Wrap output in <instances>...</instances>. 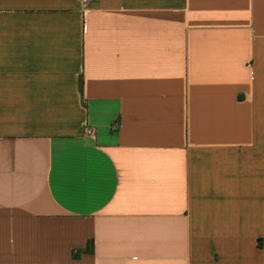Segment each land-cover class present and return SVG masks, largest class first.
Returning a JSON list of instances; mask_svg holds the SVG:
<instances>
[{"label": "crops", "instance_id": "1", "mask_svg": "<svg viewBox=\"0 0 264 264\" xmlns=\"http://www.w3.org/2000/svg\"><path fill=\"white\" fill-rule=\"evenodd\" d=\"M0 264H264V0H0Z\"/></svg>", "mask_w": 264, "mask_h": 264}, {"label": "built area", "instance_id": "2", "mask_svg": "<svg viewBox=\"0 0 264 264\" xmlns=\"http://www.w3.org/2000/svg\"><path fill=\"white\" fill-rule=\"evenodd\" d=\"M90 0H80V3L84 6L86 5ZM86 132L91 133L90 130H86Z\"/></svg>", "mask_w": 264, "mask_h": 264}, {"label": "trees", "instance_id": "3", "mask_svg": "<svg viewBox=\"0 0 264 264\" xmlns=\"http://www.w3.org/2000/svg\"><path fill=\"white\" fill-rule=\"evenodd\" d=\"M85 251H90V248H89V246L85 249Z\"/></svg>", "mask_w": 264, "mask_h": 264}]
</instances>
